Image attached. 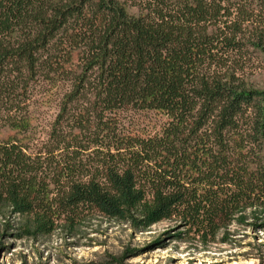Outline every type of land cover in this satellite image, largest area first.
Here are the masks:
<instances>
[{
    "label": "trees",
    "instance_id": "trees-1",
    "mask_svg": "<svg viewBox=\"0 0 264 264\" xmlns=\"http://www.w3.org/2000/svg\"><path fill=\"white\" fill-rule=\"evenodd\" d=\"M260 57L264 0H0L4 234L73 237L94 215L264 231Z\"/></svg>",
    "mask_w": 264,
    "mask_h": 264
},
{
    "label": "rangeland",
    "instance_id": "rangeland-1",
    "mask_svg": "<svg viewBox=\"0 0 264 264\" xmlns=\"http://www.w3.org/2000/svg\"><path fill=\"white\" fill-rule=\"evenodd\" d=\"M251 65L250 80L264 87V60L256 58ZM138 117L141 127L151 133L164 122L153 112ZM246 222L231 224L226 238L218 233L203 240L177 221L134 232L94 215L79 223L73 237L57 228L34 241L5 235L0 220V264H114L112 259L119 264H264V231Z\"/></svg>",
    "mask_w": 264,
    "mask_h": 264
}]
</instances>
